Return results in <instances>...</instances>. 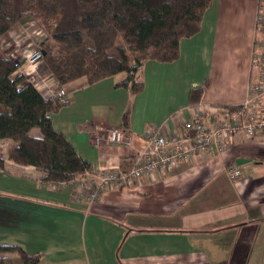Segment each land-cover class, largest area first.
<instances>
[{"label":"crops","instance_id":"obj_1","mask_svg":"<svg viewBox=\"0 0 264 264\" xmlns=\"http://www.w3.org/2000/svg\"><path fill=\"white\" fill-rule=\"evenodd\" d=\"M256 14L257 0H213L199 32L180 41L176 61L144 62L141 92L118 87L123 74L71 83L67 104L52 114L53 128L91 174L133 156L125 143L108 142L111 129L120 128L137 148L146 132L178 131L196 113L224 115L253 81ZM197 88L202 96L191 104ZM12 145L0 140V244L38 256L37 264H264L263 133L240 131L225 152L104 192L91 206L76 200L73 183L42 182L34 166L10 161ZM232 166L241 172L235 180Z\"/></svg>","mask_w":264,"mask_h":264},{"label":"trees","instance_id":"obj_2","mask_svg":"<svg viewBox=\"0 0 264 264\" xmlns=\"http://www.w3.org/2000/svg\"><path fill=\"white\" fill-rule=\"evenodd\" d=\"M213 0H0V38L32 20L44 33L40 42V71L53 78L65 98L44 96L21 75V66L8 52L0 53V140H10L8 159L34 166L45 183H64L88 172L90 165L66 137L52 126V114L67 104L66 86H83L123 74L118 87L137 94L143 89L139 70L147 60L171 63L179 58V44L196 35ZM264 0H257V13ZM257 16V14H256ZM256 24V20H255ZM254 24V32L258 27ZM119 39L121 42L118 43ZM202 88L190 91L196 104ZM229 111L238 109L227 108ZM37 128L40 137L30 135ZM131 159L120 168L127 169ZM4 161L0 156V168ZM0 264H37L15 245L0 244Z\"/></svg>","mask_w":264,"mask_h":264},{"label":"built area","instance_id":"obj_3","mask_svg":"<svg viewBox=\"0 0 264 264\" xmlns=\"http://www.w3.org/2000/svg\"><path fill=\"white\" fill-rule=\"evenodd\" d=\"M255 25L258 32L264 31V12L257 13ZM257 58L258 56L254 55L253 63L258 70L261 63H256ZM260 70L262 78L248 84L244 100L238 105V109L232 112L226 109L224 115L196 113L189 120H183L178 131L164 134L160 127L156 131L146 132L140 139L141 146L137 148L133 147L129 140L124 142L125 133L120 128L111 129L107 135L110 144L125 143L132 149L130 166L125 170L108 168L96 173L81 174L70 182L73 183L75 191L73 196L77 201L91 206L104 192L126 188L132 182L143 178L154 179L157 174L171 172L198 155L225 152L240 131L253 136L256 131L264 130V120H256L257 115L264 117V109L260 108L264 99V64ZM33 85L44 96H54L59 101L65 98V91L58 89V85L48 93L38 88L37 84ZM228 175L235 180L240 177L241 172L236 166H232L228 168Z\"/></svg>","mask_w":264,"mask_h":264},{"label":"rangeland","instance_id":"obj_4","mask_svg":"<svg viewBox=\"0 0 264 264\" xmlns=\"http://www.w3.org/2000/svg\"><path fill=\"white\" fill-rule=\"evenodd\" d=\"M256 20V18H255ZM44 33L37 28L35 23L32 20L26 21L23 24H19L14 27L10 32L5 34L0 38V53L8 52L11 59L20 62L21 66L15 72L13 76L21 75L32 84H37L38 88H42L45 93L53 91L57 84L53 78H47L45 72L40 71L41 65V47L40 42L44 38ZM121 42L119 39L118 43ZM254 55H257L256 63H261L257 68L254 67L253 63ZM253 81H259L262 77V72L260 68L264 64V31L254 32V44L252 47V52L250 55ZM49 80H52L55 84L50 83ZM262 110L264 109V99L261 101ZM264 115V110H263ZM257 121L264 120L257 115ZM255 133H263L264 130H258ZM2 150H5V147L1 146Z\"/></svg>","mask_w":264,"mask_h":264}]
</instances>
